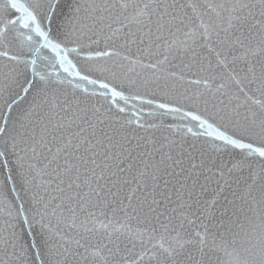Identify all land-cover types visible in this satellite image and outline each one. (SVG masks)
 Returning a JSON list of instances; mask_svg holds the SVG:
<instances>
[{
  "label": "water",
  "instance_id": "95a60500",
  "mask_svg": "<svg viewBox=\"0 0 264 264\" xmlns=\"http://www.w3.org/2000/svg\"><path fill=\"white\" fill-rule=\"evenodd\" d=\"M0 264H264V0H0Z\"/></svg>",
  "mask_w": 264,
  "mask_h": 264
}]
</instances>
